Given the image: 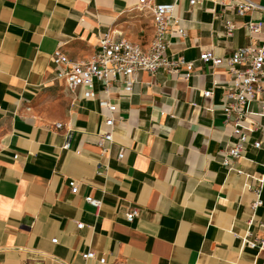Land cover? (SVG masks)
I'll use <instances>...</instances> for the list:
<instances>
[{"label": "crops", "instance_id": "0c3cea01", "mask_svg": "<svg viewBox=\"0 0 264 264\" xmlns=\"http://www.w3.org/2000/svg\"><path fill=\"white\" fill-rule=\"evenodd\" d=\"M147 1L176 4L184 37L171 30L167 56L191 62L190 75L137 71L130 93L95 84L90 99L55 79L52 54L89 61L111 32L145 46L150 12L139 0H0V264H264V247L246 243L264 240V79L247 106L242 157L224 167L235 76L199 59L264 45V12L240 17L234 0ZM106 99L116 109L103 152Z\"/></svg>", "mask_w": 264, "mask_h": 264}, {"label": "built area", "instance_id": "2783aa9c", "mask_svg": "<svg viewBox=\"0 0 264 264\" xmlns=\"http://www.w3.org/2000/svg\"><path fill=\"white\" fill-rule=\"evenodd\" d=\"M198 0H190V5H194ZM140 7L146 8L153 21V38L145 46L126 39L116 38L114 32L105 35L98 41L96 51L91 60L77 62L68 59L61 51L56 50L51 61L55 66V79L62 81L70 92L78 88L83 89L85 98L95 99V84H101L104 93L109 94L114 84L120 83L125 92L130 93L133 86V74L137 71H144L150 74L164 72L166 74H178L182 71L188 77L192 71V63L184 58L170 59L167 56L169 44L168 36L172 29L176 28L181 36L184 37L182 29L178 28V19L174 16L175 3L172 4H149L147 0H139ZM237 15L243 17L247 13L259 10L264 12V7L257 5L252 0H234L232 5ZM242 27L248 34L256 33L259 27L254 23H243ZM236 26L231 21L225 22V36L232 37ZM203 63H210L213 66H226V71L235 76L232 87L227 91L226 105L223 108L225 122L230 125L231 137L233 142L230 148L224 153L222 165L229 167L230 164L242 157L247 136L244 132L243 123L247 121V106L257 92H260V83L264 79V45L247 46L238 49L225 58H216L210 52H204L199 57ZM202 95L207 98L211 95L210 91H203ZM101 108H106L109 116L104 118V123L109 127V131L99 135L98 145L103 152L106 151L105 143H111L113 140L112 129L114 119L112 117L115 106L109 99L98 100ZM56 128H61V124H56ZM259 144H255L258 147ZM63 148H69L67 141ZM122 153L119 154V158ZM264 175V172H263ZM71 191H77L76 184L69 183ZM85 201L98 208L100 202L86 197ZM258 200L254 207L259 206ZM139 215L137 208L131 209L127 215V221L132 222ZM82 224H77L81 229ZM56 243V240H53ZM250 248L262 249L264 240L249 243ZM84 260L95 259L96 255L92 251L82 254ZM99 264H105V259L100 258Z\"/></svg>", "mask_w": 264, "mask_h": 264}]
</instances>
